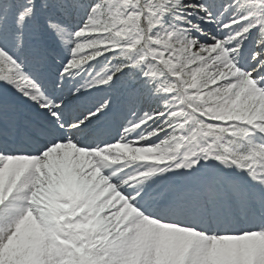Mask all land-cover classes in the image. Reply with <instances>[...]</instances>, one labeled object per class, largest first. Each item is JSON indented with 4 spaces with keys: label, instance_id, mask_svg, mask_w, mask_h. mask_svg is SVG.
I'll return each instance as SVG.
<instances>
[{
    "label": "snow or ice",
    "instance_id": "obj_1",
    "mask_svg": "<svg viewBox=\"0 0 264 264\" xmlns=\"http://www.w3.org/2000/svg\"><path fill=\"white\" fill-rule=\"evenodd\" d=\"M0 264H264V0H0Z\"/></svg>",
    "mask_w": 264,
    "mask_h": 264
}]
</instances>
